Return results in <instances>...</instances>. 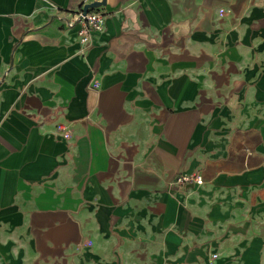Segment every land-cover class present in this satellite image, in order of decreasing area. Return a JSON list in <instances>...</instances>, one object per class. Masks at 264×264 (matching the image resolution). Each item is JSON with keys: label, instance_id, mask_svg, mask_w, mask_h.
I'll list each match as a JSON object with an SVG mask.
<instances>
[{"label": "crops", "instance_id": "obj_1", "mask_svg": "<svg viewBox=\"0 0 264 264\" xmlns=\"http://www.w3.org/2000/svg\"><path fill=\"white\" fill-rule=\"evenodd\" d=\"M89 1L0 0V264H264V0Z\"/></svg>", "mask_w": 264, "mask_h": 264}, {"label": "built area", "instance_id": "obj_2", "mask_svg": "<svg viewBox=\"0 0 264 264\" xmlns=\"http://www.w3.org/2000/svg\"><path fill=\"white\" fill-rule=\"evenodd\" d=\"M67 27L77 26V38L79 42L85 47L93 43L94 36L101 31L104 26V14L96 9H88L84 12L83 7L78 8L66 20ZM58 132H66L65 124H57ZM175 182L179 184L201 183L202 176L195 171L181 172L175 177Z\"/></svg>", "mask_w": 264, "mask_h": 264}, {"label": "water", "instance_id": "obj_3", "mask_svg": "<svg viewBox=\"0 0 264 264\" xmlns=\"http://www.w3.org/2000/svg\"><path fill=\"white\" fill-rule=\"evenodd\" d=\"M104 1L105 0H91L89 2H86L83 5V11L86 12V11H88V9H91V8L97 7L101 4H104Z\"/></svg>", "mask_w": 264, "mask_h": 264}]
</instances>
